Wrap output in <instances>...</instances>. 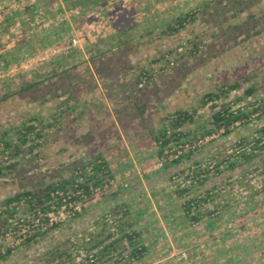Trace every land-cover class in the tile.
Instances as JSON below:
<instances>
[{
  "label": "rangeland",
  "instance_id": "374dc122",
  "mask_svg": "<svg viewBox=\"0 0 264 264\" xmlns=\"http://www.w3.org/2000/svg\"><path fill=\"white\" fill-rule=\"evenodd\" d=\"M36 1L24 0L16 9ZM242 1L251 5L246 7ZM43 3H48L44 19L39 14L31 18L29 10L22 11L19 18L8 11L5 12L8 19L6 15L0 16L3 22L0 24V97L7 93V99L0 102V139L13 141L16 131L32 118L40 122L35 125L41 136L36 140L39 146L31 151L23 147L20 155L0 157L1 165H13L0 179V201L17 192L74 176L87 162L102 156L107 143L104 139L96 141V137L108 133L92 131L102 122L120 126L126 134L128 148L123 143L114 146L123 154L124 163L109 165L116 176L114 187L94 193L80 214L56 224L58 229L39 245L18 248L9 237L3 245H13L14 251L0 264H43L41 252L83 236L102 211L114 205L113 199L120 197L133 221L140 220L143 214L146 220H157L161 212L151 216L147 211L149 206L159 211L165 201L179 206L171 195L173 186L166 180L167 172L157 168V157L153 156L156 147L152 146V137L165 124L166 117L178 111L188 112L192 122L186 123L182 131L190 136L207 125L214 105L235 101L233 107L237 108L264 102V0H223L213 6L217 12H212V8L208 10L210 13H198L193 22L173 34L166 32L167 24L178 11L194 5L189 0H112L110 6L114 10L110 13L106 12L108 7L97 8L81 17L69 0ZM249 16L262 18L257 24L260 32L241 42L243 35L239 37L234 27L248 21ZM254 23L249 20L248 26ZM70 37L78 38V46L67 52ZM18 38L23 39L20 45L15 43ZM141 71L147 72L150 79L140 86L136 83ZM31 81L38 83L37 86L20 92ZM234 85V90L229 91L228 87ZM247 91L251 92L246 94ZM220 92L216 102L201 103L205 95ZM85 98H94L98 110L88 108ZM102 98H106L111 115L102 106ZM142 102L148 108L139 118L133 107ZM256 117L259 115L254 114L241 127L239 122L233 124L229 127L233 132L227 136L222 128L224 132L212 130L210 134L186 139L193 143L201 141L192 152V159L201 161L215 156L216 161L222 160L230 152L228 147L236 135L242 136L264 123V115ZM134 125L145 128L135 138L131 137ZM211 134L214 138H207ZM176 144L169 145L164 154H169ZM189 163L183 160L181 166ZM151 164L157 172L149 169ZM122 165L131 166L132 171L121 172ZM135 170L143 172L141 180L133 174ZM254 171L249 168L243 179L233 175L234 180L217 200L219 204L213 206L219 209L223 197L228 199L239 193L245 178L253 184L258 181V173ZM177 213L174 211L172 216ZM201 248L196 253L199 260L190 264H212L208 258L212 246L206 242ZM214 249L223 252L220 244Z\"/></svg>",
  "mask_w": 264,
  "mask_h": 264
},
{
  "label": "trees",
  "instance_id": "16d2710c",
  "mask_svg": "<svg viewBox=\"0 0 264 264\" xmlns=\"http://www.w3.org/2000/svg\"><path fill=\"white\" fill-rule=\"evenodd\" d=\"M23 1L0 0V16L6 15L5 18L8 19V14L5 13L8 11L14 16L18 14L19 18V15L27 10L31 11V14H29L31 18L33 14H39L41 19L46 16V11L44 10L47 8L46 5L48 3L43 2L47 0H37L17 10L16 6L23 4ZM67 1L64 0V3H67ZM69 1L79 17L88 13L91 14L97 8L104 10L108 7L107 13H110L111 8H113L110 6L112 0ZM189 2L194 5L188 7L185 11H178L176 16L171 17L167 24L166 32L177 33L188 22H193L195 15L198 13H206L212 8V12H217V9L213 6L217 3L221 4L223 0H189ZM236 4L241 6V2ZM242 4L246 7L251 5V3H243V1ZM249 20L255 21L250 27L248 26ZM249 20L242 22L240 26L234 27V30L238 31L239 37L243 35L240 37L241 42L258 35L260 32L257 29V24L262 22V18L255 19V17L249 16ZM0 24H3V22L0 21ZM22 42L23 39L18 38V42L15 43L20 45ZM194 49H197L196 44ZM189 52L191 54L192 51ZM199 60L204 61V59ZM137 79L136 84L141 86L144 81L147 82L150 79V76L147 72L141 71L137 74ZM37 84L32 81L26 83L21 87L20 92L29 91L36 87ZM235 87L236 85L230 86L228 90L232 91ZM250 92L247 91L246 94ZM221 93L207 94L203 97L201 103L205 105L209 102H216L220 98ZM6 99L7 93L0 97V102ZM234 103L236 102L233 101L229 105H214L207 125L201 127V132H194L190 136L187 132L182 131V127L186 123L192 122V116L188 112L178 111L170 117H166L164 120L165 124L152 137L156 147V157L163 155L171 144L186 141L190 137L204 136L210 134L212 130L218 131L221 128L226 129L225 135L227 136L232 134L233 130H229V127L233 124L239 122L241 127L250 122V118L254 114L259 115V117H256L257 119L264 115V102L249 103L246 106L237 108L233 107ZM147 108L146 102L136 103L133 107L139 118L143 117ZM35 124H40L35 118L23 123L19 130L16 131V137L13 141L5 137L1 138L0 157L10 158L11 156L20 155L24 152L23 147L30 151L34 147H38L36 140L40 139L41 136ZM170 130L172 133H169ZM228 148L230 152L220 161H216L215 156L195 161L192 159L193 154L187 153L171 163L164 164L162 167V172H167L166 180L173 186L171 195L178 200L181 215L189 224H195L203 217L211 214L210 211L203 210L204 207H212L215 203L219 204L217 200L221 198V193L225 192V187L230 186V181L234 180L233 175L244 177L249 172V168H253L256 174H264V123L242 136L236 135L235 141ZM183 160H188L190 163L186 166H181ZM12 166L11 164L3 166L0 162V179L5 177V172L11 171ZM88 166L92 167L91 174H87L84 171ZM173 168H175V171H173ZM78 171L80 172L78 176H70L67 179L50 182L45 186L17 192L1 200L0 238L3 243L8 239L6 234H11V240L18 236V248L39 245L58 229L59 225H53L41 231L38 224L34 223L35 218H38L40 222H46L43 218L46 213L56 211L67 197L74 200V194L79 190L91 201L94 188L98 187L102 190L103 182L114 179L101 156H96ZM100 176L103 177L101 178ZM78 178L82 180L77 182ZM115 195H111V197ZM113 201L114 205L102 211L100 218L93 222V226L83 236H77L73 240L69 239L60 246L54 245L41 252L40 258L43 260V264L138 263L146 250L142 242V235L137 227L141 224L140 220L132 221L127 204L121 197L113 199ZM221 205L218 206L221 207ZM4 249L2 253L0 251V262H4L14 251V248L6 247Z\"/></svg>",
  "mask_w": 264,
  "mask_h": 264
},
{
  "label": "crops",
  "instance_id": "0c3cea01",
  "mask_svg": "<svg viewBox=\"0 0 264 264\" xmlns=\"http://www.w3.org/2000/svg\"><path fill=\"white\" fill-rule=\"evenodd\" d=\"M95 83L98 85V80L95 79ZM102 99V106L111 115L112 112L106 98ZM85 100L88 108L98 110L94 98H85ZM95 114L97 112H94ZM95 129L108 133L102 137H96V141L100 139L106 141L107 146H104L106 150L102 151L101 158L112 176L116 177L109 165L113 162L118 165L124 164L122 163L123 154L114 146L123 143L125 148H128L126 134H123V130L116 123L102 122L92 131ZM144 129V127L134 125L131 128L134 132L131 137L135 138ZM153 144L152 142V146ZM155 154L153 147L154 159ZM131 168V166H120L121 172L124 173L132 171ZM149 169L157 172L153 169V164ZM133 174L137 175L139 180L143 178L142 171L135 170ZM256 177L258 181L254 184L245 178L242 182L244 185L241 183L243 186L239 193L230 195L232 198L223 197L219 209H214L216 206L213 205L204 207L203 210L210 211L211 214L195 224H189L184 220L180 207L171 206L166 203L167 201L163 202L161 211L149 206L147 211L151 212V216L156 215L157 211L161 212V215L157 220L151 221L146 220L144 214L139 218L141 224L138 223L137 227L146 250L142 259L134 264H180L184 260V264L197 262L199 259L196 253L202 251L201 245L206 242L212 246V249H209L212 255L208 256L212 264H264V174H257ZM174 211L178 213L172 216ZM219 244L223 252L222 250L215 251L214 248Z\"/></svg>",
  "mask_w": 264,
  "mask_h": 264
},
{
  "label": "built area",
  "instance_id": "2783aa9c",
  "mask_svg": "<svg viewBox=\"0 0 264 264\" xmlns=\"http://www.w3.org/2000/svg\"><path fill=\"white\" fill-rule=\"evenodd\" d=\"M78 46V38L77 37H72L68 42H67V46H66V50L67 52L70 51L73 48H76ZM219 131L224 132V130L221 128L219 129ZM207 138L209 139H213L214 138V134L209 135ZM206 140V139H205ZM201 141L197 142V143H193L191 141H184L183 143H179L174 145L170 151L169 154H163L159 157H157L156 159V166L157 168H162L164 166V164L166 163H171L172 161L177 160L180 156L185 155L187 153H192L195 148L197 146H199V143ZM85 173L87 174H91L92 173V167L88 166L85 168ZM76 176L80 175V172H76L75 173ZM101 178L103 176H100ZM82 179L78 178L77 182H80ZM115 186V180L114 179H110L107 182H103V189L107 188V187H114ZM123 187H126V185L124 184ZM100 188L96 187L92 190V192L96 193L99 192ZM74 200H71L70 197H67L62 205L56 209V211H52L49 213H46L43 218L46 220V222H40L38 218H35L34 223L38 224L39 228H41V231L52 227L53 225H56L58 223H62L64 221H67L69 219L74 218L75 216H77L78 214L81 213L84 203L87 201L88 197L82 193L81 190L77 191L74 194ZM11 236V234H6V238H9ZM3 241L0 238V251L1 253L5 250L4 248L8 247V248H14V246H18V236L14 237V246L12 245H3Z\"/></svg>",
  "mask_w": 264,
  "mask_h": 264
}]
</instances>
